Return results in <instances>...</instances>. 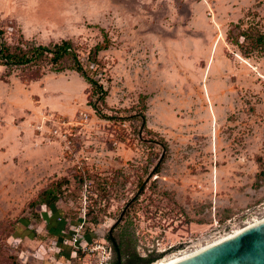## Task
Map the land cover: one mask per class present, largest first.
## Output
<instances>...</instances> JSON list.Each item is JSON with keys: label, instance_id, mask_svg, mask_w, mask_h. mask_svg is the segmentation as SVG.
Segmentation results:
<instances>
[{"label": "rangeland", "instance_id": "rangeland-1", "mask_svg": "<svg viewBox=\"0 0 264 264\" xmlns=\"http://www.w3.org/2000/svg\"><path fill=\"white\" fill-rule=\"evenodd\" d=\"M6 2L0 48L70 40L113 118L70 57L0 66V264L110 236L159 261L264 216V0Z\"/></svg>", "mask_w": 264, "mask_h": 264}, {"label": "trees", "instance_id": "trees-1", "mask_svg": "<svg viewBox=\"0 0 264 264\" xmlns=\"http://www.w3.org/2000/svg\"><path fill=\"white\" fill-rule=\"evenodd\" d=\"M2 33V32H0ZM26 44H29L30 41L25 40ZM258 43L260 45H264V34H261L258 39ZM109 46H105L103 49H108ZM100 49V48H99ZM97 50V54L100 50ZM96 54V55H97ZM71 58L73 61L72 70L79 73L83 76L92 86V95L97 97L96 102L90 103L89 105L94 109L96 115L102 119L111 120L113 116H109L103 112V108L101 107L105 103V99L108 96V90L104 88V86L95 78L90 76L88 71L84 68L80 59L78 58L76 52L73 49V42L70 40H62L58 43H54L53 45H33L30 49H25L23 47H17L15 51H13V47L7 43H3L0 48V66H25L29 64L37 63L42 59H49V62L53 65L55 72H62L63 69L58 68L57 66L60 62L65 58ZM95 62V61H94ZM98 64V63H97ZM142 126L146 127V119L143 115ZM164 151L167 150L166 144L163 146ZM165 155L163 154L157 166L154 169V173L158 174L161 172L162 165L165 162ZM142 190L144 186H141ZM56 202L54 201H44L43 204L53 205ZM109 240L112 242L114 247V252L118 256L119 259L116 260V264H151L153 262L158 261L157 257H149L143 258L138 256L136 253L133 255L128 254L125 249H123V244H117L115 237H109ZM126 257V258H125Z\"/></svg>", "mask_w": 264, "mask_h": 264}, {"label": "water", "instance_id": "water-1", "mask_svg": "<svg viewBox=\"0 0 264 264\" xmlns=\"http://www.w3.org/2000/svg\"><path fill=\"white\" fill-rule=\"evenodd\" d=\"M165 264H264V219L198 252Z\"/></svg>", "mask_w": 264, "mask_h": 264}, {"label": "built area", "instance_id": "built-area-1", "mask_svg": "<svg viewBox=\"0 0 264 264\" xmlns=\"http://www.w3.org/2000/svg\"><path fill=\"white\" fill-rule=\"evenodd\" d=\"M249 223L245 225L243 228L247 227ZM82 229H83V225H81L79 229L77 230L76 236L78 232ZM74 240L77 242L78 238L75 237ZM82 249H83V252H88V251L92 252L91 256L94 257L95 264H116L114 250L110 243H106L104 245L98 244L97 246L93 245L92 248H90L88 245H85V246L83 245Z\"/></svg>", "mask_w": 264, "mask_h": 264}, {"label": "bare ground", "instance_id": "bare-ground-1", "mask_svg": "<svg viewBox=\"0 0 264 264\" xmlns=\"http://www.w3.org/2000/svg\"><path fill=\"white\" fill-rule=\"evenodd\" d=\"M263 219H264V216L262 218H255L253 221H251L249 223V225H252V224H255L257 222H260ZM241 230H243V227L238 228V229H235L233 232H230L228 234H225V236H220V237H218V238H216L214 240L208 241L206 244L199 245L195 249L185 250V251H181V252L174 253L172 255H168L164 259H161V260H159L157 262H153L151 264H165L166 262H168V261H170V260H172L174 258H177L179 256L187 255V254H192V253L198 252V251H200V250H202V249H204V248H206V247H208V246H210V245H212V244H214L216 242H219V241H221V240H223V239H225L227 237L233 236L234 234L240 232Z\"/></svg>", "mask_w": 264, "mask_h": 264}, {"label": "crops", "instance_id": "crops-1", "mask_svg": "<svg viewBox=\"0 0 264 264\" xmlns=\"http://www.w3.org/2000/svg\"><path fill=\"white\" fill-rule=\"evenodd\" d=\"M7 0H0V13H6L8 9V3L6 2ZM7 14V13H6ZM8 14H11L17 21L19 25H22L21 20H19L17 15H13L12 13L8 12ZM70 19L69 17H66ZM27 110H24V112ZM22 136V135H21ZM24 137V136H22Z\"/></svg>", "mask_w": 264, "mask_h": 264}]
</instances>
